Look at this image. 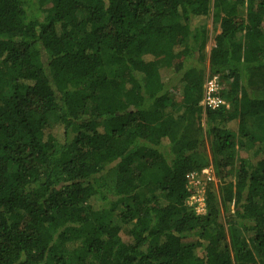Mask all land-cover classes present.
<instances>
[{
  "label": "trees",
  "instance_id": "1",
  "mask_svg": "<svg viewBox=\"0 0 264 264\" xmlns=\"http://www.w3.org/2000/svg\"><path fill=\"white\" fill-rule=\"evenodd\" d=\"M261 67L264 0H0V264H264Z\"/></svg>",
  "mask_w": 264,
  "mask_h": 264
},
{
  "label": "built area",
  "instance_id": "2",
  "mask_svg": "<svg viewBox=\"0 0 264 264\" xmlns=\"http://www.w3.org/2000/svg\"><path fill=\"white\" fill-rule=\"evenodd\" d=\"M207 84L204 93V105L210 108H217L225 101L216 94L220 89V77L218 74H210L207 77ZM187 182L191 191L189 202L196 201L200 208L205 210V194H203L204 184L215 179L214 173L210 167H205L199 171H191L187 174Z\"/></svg>",
  "mask_w": 264,
  "mask_h": 264
},
{
  "label": "rangeland",
  "instance_id": "3",
  "mask_svg": "<svg viewBox=\"0 0 264 264\" xmlns=\"http://www.w3.org/2000/svg\"><path fill=\"white\" fill-rule=\"evenodd\" d=\"M208 28H209V31H210V40H209L208 45H207V48H206V54H207V57L209 58V53L211 51V48L215 45V36L218 33H220V26L219 25H216L215 22H214V20H213V18L210 17V19L208 20ZM252 72H253V82L251 83V89L253 90V92L255 93V95L257 94L258 96L264 97V67L254 68V69H252ZM209 75L210 74L208 72V76ZM218 75L220 77V80H219V82H220V89L219 90L221 91V86H224V85H222L223 84L222 83L223 77L220 74H218ZM207 77H206V80H205V83H204V88L206 87V84H207V81H208L207 80ZM213 173H214V171H213ZM212 183L216 184L217 183V180L215 182H212ZM208 185L209 184H207V183L204 184V189H203V192H202L203 194H205L206 188H207ZM188 204H190V206L193 207L194 210H196V212L198 214L205 213V210L203 211L200 208V205H199L198 202L193 201V202H189Z\"/></svg>",
  "mask_w": 264,
  "mask_h": 264
},
{
  "label": "crops",
  "instance_id": "4",
  "mask_svg": "<svg viewBox=\"0 0 264 264\" xmlns=\"http://www.w3.org/2000/svg\"><path fill=\"white\" fill-rule=\"evenodd\" d=\"M207 167H210V168H212V170H213V166H212V165H210V166H207Z\"/></svg>",
  "mask_w": 264,
  "mask_h": 264
}]
</instances>
